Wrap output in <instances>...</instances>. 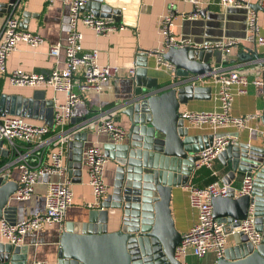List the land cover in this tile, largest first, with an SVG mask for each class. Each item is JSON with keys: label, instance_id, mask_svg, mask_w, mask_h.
<instances>
[{"label": "water", "instance_id": "water-1", "mask_svg": "<svg viewBox=\"0 0 264 264\" xmlns=\"http://www.w3.org/2000/svg\"><path fill=\"white\" fill-rule=\"evenodd\" d=\"M18 2L9 0V4H0V8L5 9L4 12L0 9V17L14 9ZM124 3L88 0L81 11L133 26L134 21L128 16L136 13L131 10L137 7ZM252 8L259 10L257 4ZM157 51L137 48L132 90L122 102V115L128 120L125 140L119 144H104L102 148L104 156L115 165L111 192L102 200L101 209H88L79 216L80 220L64 224L58 236L54 264H180L174 257L181 234L171 217V190L189 184L197 154L210 146L214 138L223 135L192 136L180 119V107L191 100L210 98V88L193 80L210 77L213 68L209 59L215 58L218 63L222 54L189 47ZM150 56L161 57L173 66V80L160 84L156 78L148 76ZM44 96L43 90L34 91L29 98L2 94L0 117L13 115L43 120L52 128L54 108L52 101H45ZM38 106L49 108L45 119L37 114ZM64 136L68 138L67 176L78 183L86 134L66 130ZM232 136L238 140V133ZM0 157H8L3 141H0ZM217 159L228 170L223 183L229 185V194L212 200L213 218L219 222H240L252 205L255 230L263 238L253 247L245 235L233 234L232 244L215 264H264V129L252 142L229 144ZM5 170L0 167V220L13 224L15 207L9 203L18 183L9 179ZM247 173L254 177L250 194L233 198L234 188L230 184L237 174ZM27 253L26 246L13 247L0 242V264H26Z\"/></svg>", "mask_w": 264, "mask_h": 264}, {"label": "built area", "instance_id": "built-area-1", "mask_svg": "<svg viewBox=\"0 0 264 264\" xmlns=\"http://www.w3.org/2000/svg\"><path fill=\"white\" fill-rule=\"evenodd\" d=\"M193 9L189 15L182 17L192 20L201 11L204 5H217L222 8L244 10L245 12V35L243 40L232 37H221L218 40H206L192 42L191 40H175L171 28L176 14L175 8L170 3L166 13L159 23V32L164 39L163 51L170 47H189L196 51H214L222 55L228 54L242 41L253 43L264 50V35L258 33L257 15L252 5L257 4L259 10L264 11V0H180ZM51 6L55 0H47ZM88 0H62L68 10L69 33L65 43L49 46L50 56L57 58L63 50L65 66L62 69H53L47 74H37L14 70L7 72L6 60L17 49L19 43L30 48H37L43 43V39L37 35L24 31L20 21L13 14L5 17L0 33V76L15 88L51 89L61 92L64 100L54 106L53 129H58L60 134L55 139V146L49 152L46 164L33 166L24 156L19 153L18 144L26 146L42 147L49 145L47 136L52 129L45 124H35L23 117L5 115L0 117V141L4 142L9 154L18 153L17 169L19 178L18 188L10 200L24 202L30 199L34 187L44 177H56L57 180H48L45 196L44 210L30 217H24L13 224L6 220H0V242L19 247L23 244L27 234L40 231L43 227L56 224L63 230L64 219L67 209L72 205L73 193L71 180L67 176L64 163L65 145L67 136H64V126L70 121L71 109L82 102L81 96L89 92L99 93L104 83L118 79L120 76L133 77L136 67L121 68L118 66L101 65L98 62V51H85L82 46L83 35L79 26L92 30L96 35H107L123 30L126 26L117 25L111 18H99L81 9ZM160 52L162 50H159ZM158 52V51H157ZM157 68H164L174 72L173 66L157 57ZM193 82L201 85H213L216 87L214 99L218 101V109L210 112H180V119L194 127H207L211 134L219 135L214 138L212 144L197 154L198 160L194 170L199 168L210 169L213 161L229 145L236 142L232 136L234 133H220L221 129L235 128L244 129L247 123L254 119V115L233 117L230 108L234 96L245 95L250 87L264 89V79L248 78L244 73L236 70H222L216 68L208 78H196ZM95 132L105 134L111 143L119 144L125 140L126 130L120 127L110 118L107 113L99 111L95 119ZM10 151V152H9ZM82 165L87 173V183L91 188L93 200L85 207L101 209L102 200L108 195V188L103 180V170L108 159L102 149L90 144L82 149ZM9 167V166H8ZM7 169V168H6ZM254 177L251 173L244 175L241 186L233 190V198L249 195L252 189ZM188 192V200L192 209L196 211V221L191 228L181 235V242L175 249L174 257L180 264H187V254L190 251L195 258H203L213 253L216 260L223 257L228 248V238L233 234L245 235L253 247L259 245L262 240L261 233L255 230V217L252 213V205L248 214L240 222L227 220L219 222L212 216V200L220 197L225 198L229 194V185L213 182L203 188L187 184L184 186ZM237 224V225H236ZM30 264H45L31 262Z\"/></svg>", "mask_w": 264, "mask_h": 264}, {"label": "crops", "instance_id": "crops-1", "mask_svg": "<svg viewBox=\"0 0 264 264\" xmlns=\"http://www.w3.org/2000/svg\"><path fill=\"white\" fill-rule=\"evenodd\" d=\"M124 5L136 6V12L128 17L134 21L133 26H124L121 31H116L107 35H96L92 30L84 26H79V31L83 35L82 46L85 51L97 50L98 62L101 65L118 66L128 68L135 66L137 48L143 50H163L164 39L159 32L160 20L166 13L170 3L173 4L176 14L171 28L175 40H191L192 42L218 40L221 37H232L243 40L245 35V12L244 10L222 8L217 5H204L195 19L188 20L183 16L193 12L190 5L180 0H120ZM205 1V0H204ZM1 5L9 4V0H0ZM256 5V4H253ZM2 9V8H0ZM2 9L1 12H4ZM85 12V11H84ZM256 12V11H255ZM13 14L18 18L21 28L33 34L39 35L43 43L37 48H30L23 43L17 45V49L12 52L6 60L7 72L22 70L29 73L47 74L53 69H62L65 66L64 52L61 50L57 58L48 53L49 46L65 43L69 33L68 10L63 5L62 0H55L50 6L47 0H19L18 5L11 9L9 13H3L0 17V33L4 19L7 15ZM257 24L258 33L264 35V11L258 10ZM123 22L117 25H123ZM218 63L215 58L209 59L211 67L222 70H236L244 73L248 78L264 79V50L255 46L253 43L242 41L228 54L221 55ZM157 58L150 56L148 66V76L156 78L158 83L164 84L173 80L174 72L164 68H157ZM131 78L120 76L118 79L108 81L101 87L99 93L89 92L82 95V102L76 104L71 109L70 121L64 126V131L71 130L76 133H85L86 141L83 148L90 144H95L101 149L104 144L110 143L105 134L95 132V119L99 111L107 113L116 124L127 132L128 120L122 115V102L129 96L132 85ZM184 78H181L182 80ZM188 78L184 79L187 80ZM210 88V98L208 100H191L186 105L180 107V112H210L218 109V101L214 99L216 87L213 85H201ZM36 90L45 91L44 100L52 101L53 108L56 104H61L64 95L61 92H54L51 89H31L15 88L8 81L0 76V96L21 95L29 98ZM41 102V101H39ZM37 114L45 119L49 108L37 107ZM47 110V112H46ZM230 115L242 117L254 115L244 129L235 128L221 129L220 133H238L239 142H252L253 137L260 134L264 129V89L258 90L250 87L245 95H236L233 98L230 108ZM28 121L35 124H44L43 120ZM192 136H207L211 130L207 127H194L184 122ZM52 131L47 136L49 145L42 147L26 146L18 144L19 153L24 154L25 158L33 165L38 167L47 163L49 152L55 146V139L60 134L58 129L51 128ZM56 147V146H55ZM6 149L7 147L4 146ZM103 151V149H102ZM10 152V151H9ZM67 150L65 145L64 163L67 164ZM18 153H10L7 158L0 157V167L7 168L4 172L9 179L16 181L19 178L17 169ZM9 166V167H8ZM114 163L108 159L103 170V180L111 192L114 181ZM228 172L227 168L217 158L213 161L210 169H195L189 184L198 188H203L213 182L223 183V178ZM245 174H237L235 180L230 184L234 189L241 186L242 178ZM48 180H57L56 177H44L35 185L30 199L24 202L11 200L10 206L15 207L13 218L15 221L24 217L34 216L41 213L45 206V196ZM73 193L72 205L67 209L64 219L66 222L80 220V215L88 209L87 203L92 202L91 188L87 183V173L82 165L80 182L71 181ZM169 208L171 217L174 221L176 230L182 235L187 232L196 221V211L191 208L188 200V192L184 186L172 187ZM61 230L56 224L43 227L40 231L27 234L24 238L23 246L28 248L26 264L31 262H42L54 264L57 259L58 236ZM232 244L229 236L228 245ZM187 264H215L216 257L213 253L207 254L203 258H195L189 251L187 254Z\"/></svg>", "mask_w": 264, "mask_h": 264}, {"label": "trees", "instance_id": "trees-1", "mask_svg": "<svg viewBox=\"0 0 264 264\" xmlns=\"http://www.w3.org/2000/svg\"><path fill=\"white\" fill-rule=\"evenodd\" d=\"M207 185H208V184H207ZM207 185H206V186H207Z\"/></svg>", "mask_w": 264, "mask_h": 264}]
</instances>
